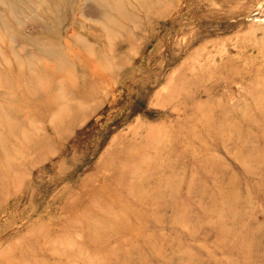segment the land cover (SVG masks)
Wrapping results in <instances>:
<instances>
[{
	"label": "rangeland",
	"instance_id": "obj_1",
	"mask_svg": "<svg viewBox=\"0 0 264 264\" xmlns=\"http://www.w3.org/2000/svg\"><path fill=\"white\" fill-rule=\"evenodd\" d=\"M84 1L0 36V264H264V0Z\"/></svg>",
	"mask_w": 264,
	"mask_h": 264
},
{
	"label": "bare ground",
	"instance_id": "obj_2",
	"mask_svg": "<svg viewBox=\"0 0 264 264\" xmlns=\"http://www.w3.org/2000/svg\"><path fill=\"white\" fill-rule=\"evenodd\" d=\"M110 1L111 0H85V4L87 3V5L84 7L85 10L89 13H92V11L94 10V5L96 3V5L98 6V8L100 9L99 12H98V21L99 22H103L104 23V26L105 27V24H109L111 23L110 22V19L109 18L110 16H108V12L110 10H113L114 6L118 4V1L114 0L111 2L110 4ZM48 2L52 3V4H58L59 2H66V0H0V36L1 35H8L11 33L12 30H18L20 28V24L18 23V20H17V16H19V14L21 15H24L25 12L27 11L28 12H34L35 10L40 12V13H43V15H46V17L49 18V16L51 18L54 17V13H56L57 11H55L56 9H54L53 7L51 8H48L46 4H48ZM71 2V1H70ZM76 4V2H75ZM93 4V6H92ZM35 5V9H33ZM46 6V8L44 7ZM64 6V5H63ZM68 6V5H67ZM96 6V7H97ZM81 7V5H80ZM118 7V6H117ZM69 10L70 7H68ZM64 9V7H63ZM75 9V8H74ZM96 9V8H95ZM115 9V8H114ZM97 10V9H96ZM98 11V10H97ZM67 12V10H66ZM96 12V11H95ZM122 12V11H121ZM73 12L71 11V14ZM81 14V13H80ZM75 15V14H74ZM77 15V14H76ZM83 15V14H82ZM86 15V14H85ZM34 16V15H32ZM79 16V15H78ZM96 16V14H95ZM113 16V14H112ZM27 17V16H25ZM29 17V16H28ZM30 18V17H29ZM28 18V19H29ZM38 18V17H36ZM76 18V17H75ZM74 18V19H75ZM31 19V18H30ZM90 19V18H89ZM40 20V19H39ZM77 21V19H75ZM94 20V19H93ZM27 21V20H26ZM34 22V20H32ZM41 21V20H40ZM22 22V21H21ZM29 22V20L27 21V23ZM86 22V21H85ZM25 23V24H27ZM30 23V22H29ZM48 23V22H46ZM75 23V22H73ZM95 23V22H94ZM32 24V22H31ZM37 24V23H36ZM35 25V23H34ZM33 25V26H34ZM69 25H70V22H69ZM77 24H75L76 26ZM116 25V24H115ZM19 26V28H18ZM39 26V25H37ZM72 26V25H71ZM70 26V27H71ZM84 26V25H82ZM88 26V25H87ZM25 27V25H24ZM27 27V25H26ZM35 27V26H34ZM49 27V26H48ZM59 27V26H58ZM74 27V25L72 26ZM79 27V26H78ZM111 27V26H110ZM50 28V27H49ZM65 28V27H64ZM81 28V27H80ZM79 28V29H80ZM84 28V27H83ZM89 28V27H88ZM68 28H66L65 30H67ZM73 29V28H72ZM75 29V28H74ZM73 29V30H74ZM104 29H106L107 31L109 30L108 26H106ZM87 30V29H86ZM92 30V29H91ZM105 30V31H106ZM72 31V30H71ZM78 31V30H77ZM76 31V32H77ZM83 31V30H82ZM104 31V32H105ZM66 32V31H65ZM69 32V31H68ZM89 32V31H87ZM91 32V31H90ZM64 33V32H63ZM82 33V32H81ZM65 34V33H64ZM79 35V34H78ZM77 33L75 34L74 31L73 33L70 34V36L68 38H66L64 40L65 42V47H68V46H71L73 44V42H75L76 44H79L80 47H82L83 49H85L86 51L87 50H90L95 44H92L88 41H86L84 38L78 36ZM107 36V35H106ZM10 37V35H9ZM4 38V36H3ZM17 38V37H16ZM15 38V39H16ZM26 38V37H25ZM33 38V36H32ZM32 38H28L26 40L27 43L30 44V48L32 49V53H28V57H26L25 61L22 62V64H16L17 67L16 70L18 71H14L16 72V76H19L20 78H23L24 81H27L30 83L32 82H36L38 80L39 77L38 74L36 73L37 71L34 69L33 67V62L36 61L38 63V61L42 60L43 58L46 60V59H50V60H59V63L61 65L67 63V59L66 57H63L62 54L60 55L55 47H58L60 44H58V38L57 37H54V42H51L50 44L48 45H45L43 43V39H41L39 36H35V41L32 40ZM91 38V37H90ZM14 39V40H15ZM108 39V38H107ZM1 40V39H0ZM93 40V38H92ZM31 41V42H30ZM33 41V42H32ZM61 41V40H60ZM108 41V40H107ZM19 42V41H18ZM17 42V43H18ZM1 43V42H0ZM13 43V42H12ZM12 43L11 42H8V44H6V47L9 51L12 50ZM3 44V43H1ZM14 44V43H13ZM98 44V43H97ZM108 45V44H107ZM17 46V45H16ZM16 46H14L16 48ZM74 46V45H73ZM71 46V47H73ZM18 47V46H17ZM60 47L62 48V46L60 45ZM59 47V48H60ZM75 47V46H74ZM118 47V46H117ZM117 49V48H116ZM120 49V48H119ZM23 50V49H22ZM28 51V50H27ZM77 51V49H76ZM20 52V51H19ZM25 52V51H24ZM7 53V52H6ZM9 53V52H8ZM16 53V51H15ZM25 55V54H24ZM72 55V54H71ZM79 56V55H78ZM77 56V57H78ZM13 57V56H12ZM11 57V58H12ZM0 58H5L4 55L1 54ZM59 58V59H58ZM16 58H14V63H16ZM8 60V59H7ZM44 60V61H45ZM79 60V59H77ZM3 62L6 61L5 59L2 60ZM71 61V60H70ZM7 63V62H6ZM9 63V62H8ZM3 64V63H2ZM13 64V63H12ZM57 65V64H56ZM14 66V65H13ZM35 66V65H34ZM14 69V67H12ZM39 72L41 73V71L39 70ZM19 80V79H18ZM42 82V80H41ZM26 83V82H25ZM4 84V83H2ZM8 85V84H7ZM2 86V85H1ZM3 87V86H2ZM6 88V87H5ZM8 88V87H7ZM6 88V90H7ZM19 88V87H18ZM9 89V88H8ZM12 89V88H11ZM29 89V88H28ZM21 90V88H20ZM26 90V88L24 89V91ZM33 90V89H32ZM5 91V90H4ZM2 91V92H4ZM9 90H7L8 92ZM13 91V90H12ZM27 92V91H26ZM29 93V92H27ZM93 93V92H92ZM40 94V93H39ZM38 94V95H39ZM21 95V94H20ZM19 95V96H20ZM41 95V94H40ZM14 96V95H13ZM35 96V95H34ZM18 97V96H17ZM40 97V96H38ZM10 98V97H9ZM13 99V97H12ZM29 99V98H28ZM36 99V98H35ZM34 99V100H35ZM10 101V100H9ZM5 105V104H4ZM5 110V109H4ZM1 112V111H0ZM5 112V111H4ZM11 112V111H10ZM8 113V112H7ZM6 113V116L8 115ZM12 113V112H11ZM10 113V114H11ZM2 114V113H1ZM14 114V113H13ZM9 116V115H8ZM8 118V117H7ZM119 162H122V157L121 159H118Z\"/></svg>",
	"mask_w": 264,
	"mask_h": 264
}]
</instances>
